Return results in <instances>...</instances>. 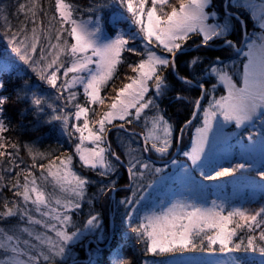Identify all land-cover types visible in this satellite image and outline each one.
Instances as JSON below:
<instances>
[{"label":"snow or ice","instance_id":"obj_1","mask_svg":"<svg viewBox=\"0 0 264 264\" xmlns=\"http://www.w3.org/2000/svg\"><path fill=\"white\" fill-rule=\"evenodd\" d=\"M108 7L116 13L113 23L124 24L114 37L106 34L99 16ZM239 8L248 9L264 29V0H223L219 11L213 10V0H104L91 9L93 15L88 19L77 16L78 9L72 3L54 0V14L47 25L37 19L43 11L39 0H25L16 5L17 15L23 14L25 19L15 32L8 27L7 16H0L16 58L32 71L38 70L39 78L55 90V101L63 102L62 108L47 103L26 80L12 85V94L4 95L11 77L7 81L3 78L9 65L0 59V264H79L72 254L73 247H87L90 239H104L99 214L90 213L82 227L73 221V214L82 208L92 183L74 170L76 157L81 167L93 170L101 178L100 196L116 190L115 177L120 168L127 172L131 197L118 202L125 206L120 220L143 243V255L151 258L137 259L135 264H196L163 258L195 251L197 247L202 251L206 247L210 253L242 251L264 256V207L226 209L215 201L207 207L178 199L169 205L161 202L156 206L158 211H144L153 195L161 194L158 187L153 189L156 181L144 183L145 177L165 171L155 166L153 154L164 158L173 148L174 138L179 148L190 125L195 127V136L190 150H181V154L201 169L204 179L215 181L245 169V164L239 163L235 167H219L214 175H205L202 170L209 162L206 149L214 128L213 140L224 124L247 128L257 120L264 121V35L253 38L248 34L246 22L233 11ZM4 11L0 8V14ZM237 26L246 37L243 47L247 51L229 39ZM193 37H198L199 43ZM190 40L196 50L217 43L225 49L234 48L243 54L246 63L237 73L235 65L230 66L225 58L217 56L202 69L201 77L181 76L177 62L179 56L192 50ZM125 53L138 60L127 63L131 75L125 77L127 83L117 88L115 80L119 79V66L125 63ZM200 63L198 56L188 62L190 68ZM168 69L186 87L201 90L192 119L178 130L165 118L158 102L172 90L165 77ZM12 75H16L15 70ZM236 76L239 82L234 79ZM109 82L115 95L102 96ZM208 83L211 88L205 86ZM218 86L226 94L217 97ZM81 95L84 103L79 101ZM13 97L29 105L26 111L38 120L59 112L41 123L60 122L62 131L70 139L74 137L73 151L52 159L44 153L33 154L35 150L28 147L32 163L22 167L19 145L7 135L13 129L5 106ZM207 97L208 106L203 108L201 101ZM109 99L111 102L106 104ZM174 99L186 98L176 95ZM105 105L107 110L102 113L92 107ZM90 108L96 119H89ZM201 113L200 126L193 125ZM134 123H142L145 131H131L129 126ZM110 133L116 136L122 153L113 149ZM38 158L47 159L48 163L37 165ZM171 163L178 164L176 160ZM178 166L187 177L184 165ZM37 167L39 175L34 171ZM5 191L11 192L13 198L8 199ZM115 264L133 262L117 260ZM208 264H240V260Z\"/></svg>","mask_w":264,"mask_h":264},{"label":"trees","instance_id":"obj_2","mask_svg":"<svg viewBox=\"0 0 264 264\" xmlns=\"http://www.w3.org/2000/svg\"><path fill=\"white\" fill-rule=\"evenodd\" d=\"M20 2H25V0H0V8L6 10L2 14H0V16H7L8 27H10L13 32H15L20 27L25 19L23 14L17 15L16 12V5ZM39 2L43 11L39 12L37 19L42 20L44 24L47 25L50 17L54 14V0H39ZM66 2L72 3L78 9L76 13L77 16L82 17L83 19H88L89 16L93 15L91 9L94 8L97 4L103 3L104 0H66ZM222 3L223 0H215L213 4V10L219 11ZM233 11H235L246 23L252 19V15L249 12L247 13V11L243 10L242 8L233 9ZM115 15L116 13L113 12L111 7L104 8L103 11L99 13V16L101 17L105 25H107V27L109 28L110 35L112 36H114L115 32L110 29V24ZM4 23V20L0 18V59H2L4 63H7L9 65V72L8 74H3V78L7 81L9 77H11V83L8 85V90L4 93V95L7 96L12 94V85L18 82L22 83L23 80H26L31 86L32 90L38 95H41L43 98L45 93H43L44 90L41 86L40 78L36 76L35 73L31 72V68H29L27 65H23L21 61L19 62V60L15 56L16 54L11 51V45L8 44V36L4 34ZM53 23H55V21H53ZM117 26L124 28L123 23H120ZM28 27H32L31 23L28 24ZM238 30L239 27L237 26V30L229 36V39L233 40L234 44L239 39L238 36L241 33L240 30L239 32ZM193 40H195L196 43H199L198 37H193ZM189 44H192V50L183 56H179L178 58L177 72L181 76L191 77L195 75L197 77H201L202 69L208 67L209 64L213 60H215L217 56L225 58V62L230 66L234 59H236L237 61L239 60V55L232 57L233 52H235L236 55L237 51L233 49H225V47L219 43L210 48H200L199 50H196L193 41L190 40ZM217 46H220V48H218ZM13 53L15 54L14 56L12 55ZM197 56L200 57L202 63L196 65L194 68H190L188 62L193 57ZM124 58L125 63L120 65L118 68L119 79L115 80V87L117 88L122 86V83H127L128 81L125 79V77L127 75H131V72L127 67V63L135 62L136 60H138L137 57H134L128 53L124 54ZM13 70H15L16 75H12ZM237 73H239V71ZM17 77H21L23 79L18 81ZM165 77L172 90L166 96L162 97L158 102L165 118L173 125L174 129L178 130L179 128L183 127L188 120L192 119V112L194 111L193 108V111L189 108H185L187 107L185 100L189 101V103L197 100L201 94V90L199 88L186 87L185 85L180 83L176 79V75L172 73L171 69L165 71ZM234 79L238 80V76L234 77ZM111 83L112 82H109L110 86L102 91V96L111 97L115 95V93L112 91ZM212 83H216V81L213 80ZM205 86L211 88L210 83L206 84ZM176 95L183 96L186 99L178 101L174 99ZM79 101L81 103H84V98L82 95L79 97ZM46 102L50 103L48 100H46ZM107 103L110 102H108L107 100L106 104ZM60 105L62 108L63 102H60ZM5 107L7 108L6 115L11 119V127L13 129L7 135L13 142H16L19 145V157L24 161V163L21 165L22 167L29 166L32 163V156L29 155L28 147H32L35 150L33 154L44 153L45 156L52 159H54L56 156L63 157L64 154H70L73 151L74 137L71 138L69 142L67 133L62 131V128L58 127L59 122H53L52 124L41 123V121L43 120H51V115L53 114L43 115L40 117V120H38L31 111H26V109H28L30 106L22 101H18L16 97H13V99ZM92 107L95 108L96 113H101V110L105 111L104 109L107 108L106 105ZM90 115H92V120L97 118V116L92 112L91 108L89 116ZM80 123H82V120ZM129 129L135 133L141 134L145 131L142 126L136 123L130 125ZM109 136L110 141H112L113 149L117 152L122 153V149L117 147L116 136L112 135L111 133L109 134ZM176 147L177 145L174 138L172 151H170L169 154L164 158H160L158 155L153 154V159L160 161L170 160L173 157V152ZM122 159H126V157L122 155ZM36 162L37 165H39L40 163L47 164L48 160H40L38 158ZM73 166L74 170H76L78 174L87 177L92 182L88 186V191L83 201L82 208L77 210L73 214L74 223L77 226L82 227L86 223L87 218H89V214L93 213L99 214L105 227V231H103V234L106 242H99V246L103 248L95 246L93 242L91 243V248L96 250V257L93 258L92 256L91 258L92 264H115V261L117 260H129L132 261L133 264H135V261L137 259H146L147 256H144L143 253L141 255V253L139 252L141 250L143 251V248L139 247V244L141 246L142 242L137 239L136 234L132 232L130 228L126 227L124 223H121L120 226L115 227L114 239L111 245L105 248L110 238L108 202L111 193H108L104 196L99 195L98 190L101 178L93 170L81 167L78 161V157L74 158ZM155 166L162 168L168 165L155 164ZM34 171L37 175H39V167H37V169H35ZM115 179L117 181L116 189L121 188L119 189V192H126L124 188H127L131 181L124 168H120L118 170ZM105 183H107L106 180ZM4 195L8 199L13 198L12 193L9 191H5ZM262 199L263 198L260 195L258 197V200L261 201ZM255 205L257 204H254L253 207ZM196 250L198 251L201 249L200 247H197ZM240 253L254 254L255 256L259 255L258 252L252 253L241 251ZM72 254L78 259L79 264H89V254L87 252V247L78 244V246L73 247Z\"/></svg>","mask_w":264,"mask_h":264},{"label":"rangeland","instance_id":"obj_3","mask_svg":"<svg viewBox=\"0 0 264 264\" xmlns=\"http://www.w3.org/2000/svg\"><path fill=\"white\" fill-rule=\"evenodd\" d=\"M173 2H175V0H173ZM214 2L215 0H213V4ZM257 2H259V0H257ZM242 9L252 15L248 9ZM103 24L106 34L110 37H114L115 34L114 36L110 35L109 28L104 22ZM113 24L112 20L110 29L115 33L122 29L116 24ZM246 24L248 34L253 38H258L261 35H264V29L259 27L256 20L253 18V15L252 19ZM238 37L239 39L235 45L236 47H243L246 42V37L242 33H240ZM217 47L220 48V46ZM233 50L235 49L233 48ZM244 51H247L246 47ZM12 55L14 56L15 54L13 53ZM237 55H239V60L237 61L234 59L231 66L235 65L236 71L238 72L242 68L243 63H246V58L242 53L239 54L238 52L236 55L235 52H233L232 57ZM31 72L35 73V75L39 77L38 70L34 72L31 69ZM40 82L44 90L43 93H45L43 98L48 100L50 103L61 107L62 104L60 105L59 101H55V90H50L49 86L47 87V84L41 79ZM224 90L225 89H223L222 86H218L216 88L215 95L218 97L219 95L226 94ZM209 99L210 97H207L204 101H201L203 108L208 106ZM185 101L187 105L185 108H189L191 110L193 108L194 110V103L196 100L192 101V103H189L187 100ZM108 102L111 101L108 100ZM104 110L106 111L107 108ZM46 111L50 112V110L47 109ZM102 111L103 110H101V113ZM50 114H58V112ZM92 115L89 116L90 120H92ZM201 120L202 113L199 114L197 120H193L192 123L195 126H200L199 121ZM136 124H139L144 129L142 123ZM58 127L62 128L60 122L58 123ZM213 134H216L215 128L213 130ZM213 134H210L209 147L206 149V155L209 157V162L207 166L202 169L205 175H214L215 170L219 167H235V165L239 163H244L245 169L237 172L234 176L221 178L215 181L204 179V177L201 176V169H197L192 166L191 162L181 154V150H190L191 142L195 136V127L190 125L183 134V140L180 148L176 147L173 152L174 156L178 150L180 151V154L175 159L178 162L177 166H174L171 163L168 166L162 167L165 171L159 176L145 177L144 183H152L153 181H156V183L153 184V189L158 187L161 193L159 195H153L152 201L149 203L148 207L144 209L145 212L150 210L158 211L159 208L156 206L161 204V202L164 205H169L178 199L203 204L207 207H210L212 202L215 201L217 204L223 203L226 209H230L232 207H242L253 210L264 207V178L261 177V173L264 172V121L257 120L254 126H249L247 128H237L234 123L224 124L222 131L217 134V139L213 140ZM249 136L252 137L251 140L248 139ZM67 138L70 142L71 139L68 136ZM108 139L110 140V136H108ZM172 149H170V151H172ZM178 165H184V168L187 170V177ZM161 178L163 179L161 180ZM124 190L128 193L118 191L119 193L117 192L114 194L111 192L109 197V225L113 220L114 227L120 226V217L124 215L125 209V206L118 202L131 197V190L128 187H125ZM146 191L151 192L152 189H147ZM163 193H168V195L164 196L162 195ZM260 195L263 198L261 201L258 200ZM254 204L257 205L253 207ZM142 215L143 212H141V216ZM124 225L128 227L126 222ZM103 231H105L104 224ZM92 241L97 247L100 245L99 242H106L105 237L102 240L90 239L87 244V252L89 254L88 260H90L92 256L93 258L96 257V250L91 248ZM139 247L143 248V243H141V246L139 244ZM139 252L142 255L143 251L141 250ZM233 258H238L240 260V264H264V256H261L260 254L256 256L254 254H241L240 252L221 254L219 251L210 253L206 247L203 251H185L184 253H179L175 256H167L163 259H166L169 262L179 260L185 262H196V264H208V262H230ZM146 259L151 258L147 257Z\"/></svg>","mask_w":264,"mask_h":264},{"label":"water","instance_id":"obj_4","mask_svg":"<svg viewBox=\"0 0 264 264\" xmlns=\"http://www.w3.org/2000/svg\"><path fill=\"white\" fill-rule=\"evenodd\" d=\"M245 44V43H244ZM244 46V45H243ZM244 49H245V47H243V51H244ZM239 54H241V53H239ZM141 134V133H140ZM180 146H181V143H180V145H179V148H180ZM180 154V151L178 150L177 151V153L176 154H174V156L170 159V160H167V161H160V160H155V159H153V162L155 163V164H157V165H170L171 164V161L172 160H175L177 157H178V155ZM119 189H121V188H117L113 193L114 194H116L118 191H119ZM114 232H115V227H114V222H113V220H112V222H111V224H110V238H109V242H108V244L106 245V247L105 248H107V247H109L110 245H111V243H112V241H113V239H114ZM93 242V241H92Z\"/></svg>","mask_w":264,"mask_h":264}]
</instances>
